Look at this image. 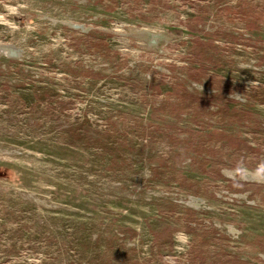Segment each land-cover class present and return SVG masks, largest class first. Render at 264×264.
Wrapping results in <instances>:
<instances>
[{"label":"rangeland","instance_id":"374dc122","mask_svg":"<svg viewBox=\"0 0 264 264\" xmlns=\"http://www.w3.org/2000/svg\"><path fill=\"white\" fill-rule=\"evenodd\" d=\"M0 264H264V0H0Z\"/></svg>","mask_w":264,"mask_h":264}]
</instances>
